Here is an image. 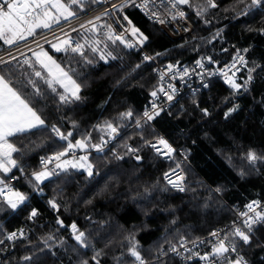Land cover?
Here are the masks:
<instances>
[{"label":"trees","instance_id":"16d2710c","mask_svg":"<svg viewBox=\"0 0 264 264\" xmlns=\"http://www.w3.org/2000/svg\"><path fill=\"white\" fill-rule=\"evenodd\" d=\"M81 2L82 8L72 5L74 16L50 28H38L12 45L0 40V55L100 4V0ZM214 3L212 8L207 0H190L183 5L185 18L164 23L149 20L136 7L126 9L133 24L148 37L145 48L162 63H192L210 56L223 65L246 49L248 62L240 73L241 85L248 79V69L255 68L252 80L238 91L224 78H213L197 94L183 96L171 110L160 111L150 121L142 117L156 88L154 63L120 41L112 43L105 32L88 27L74 33L85 45L86 59L46 46L81 85L80 100L62 102L63 87L46 83L51 77L31 54L0 64V73L45 121L43 127L9 137L19 149L13 153L17 167L11 174L18 177L14 191L28 200L13 210L0 197V264L140 263L131 255L133 246L145 264H182L178 256L167 255L171 247L182 239L230 226L239 207L251 198L264 197V160L253 164L247 159L250 151L264 156V7L250 8L245 14V4L251 0ZM198 11L203 14L197 15ZM95 41L111 56L101 59L90 51L97 46ZM36 71L42 77H36ZM30 81H35L39 94ZM235 97L239 109L229 114ZM129 111L131 117L122 115ZM108 123L123 135L102 152L88 151L91 176L70 166L55 177L35 181L32 173L44 169L43 160L68 150L69 141L87 142L92 136L102 142ZM53 126L65 134L71 132L68 141L57 137ZM159 136L176 148L175 160H163L149 145ZM129 142L142 154L141 162L135 160ZM178 163L187 176L183 190L174 189L165 179ZM0 178L8 179L2 171ZM53 200L58 211L49 203ZM33 209L38 215L30 218ZM73 223L85 233L89 247L75 240ZM17 229H23V237L5 239L7 232ZM250 235L248 244L233 235L229 238L252 264H264V224L255 225Z\"/></svg>","mask_w":264,"mask_h":264},{"label":"snow or ice","instance_id":"6c2138e0","mask_svg":"<svg viewBox=\"0 0 264 264\" xmlns=\"http://www.w3.org/2000/svg\"><path fill=\"white\" fill-rule=\"evenodd\" d=\"M154 0H140V3L137 5L136 0H124V3L117 6L113 5V8L119 7L121 10L129 3L133 6L140 7L150 18L156 19L159 23H164L165 21L159 17V15L151 11L149 8L150 3H153ZM171 3V7L175 9L177 5H187L190 0H168ZM243 2V0H241ZM209 7H216L214 0H207ZM73 4H78L81 8L84 7L81 0H69V3H64L63 0H0V40H3L5 44L12 45L18 40H24L26 36H31L35 33L37 28H50L53 23H59L61 19H67L75 15L73 11H71V7ZM253 7H264V0H251L250 4H245V14L248 9ZM107 15V11L104 13ZM202 12H197V15H202ZM186 13L183 11H176V15L172 16V19L175 20L177 17L185 18ZM100 17L97 16L96 20H99ZM128 23V28L125 30L130 32L132 37L136 38V42H128L122 34H115L111 25H105L108 29L107 31V39L112 43H116L120 41L125 44L128 48L136 47L137 44H144L148 37L144 35V33L137 28L131 20L128 19L127 16L123 18ZM89 24H93L92 21L88 22ZM84 27V25H81ZM95 25L93 24V29ZM93 29H89L90 31ZM101 42L95 41L97 46L91 47L90 51L93 53H99L101 59H106L111 56V52L105 53L98 46ZM73 42L71 39H64L59 42V44H52V48H54L57 52H71L75 54H79L82 57H85V45L76 43L75 46H72ZM107 47V44L104 45ZM245 51H247L245 49ZM37 61L41 64V66L47 70V74L51 79L47 80L46 83L49 86L54 84H59L63 87L65 94H60L59 99L68 103L72 100H80L81 97L79 95L81 85L76 82L69 75L67 71L59 63L56 62L47 52L41 51L34 53ZM14 59V58H13ZM86 59V57H85ZM145 60L152 59V57L145 56ZM211 59V58H208ZM236 60L240 63L246 64L247 62L244 60V57L237 53ZM25 63H29L28 60L24 61ZM91 63V61H87ZM6 63L4 60L0 59V64ZM201 67L203 66L200 61H197ZM235 62L229 66V71L235 68ZM173 68L172 65L168 66L169 71ZM237 71L239 69H236ZM225 77L226 82L230 85V87L234 90H239L242 87H245L251 80V73L255 71V68L248 69L249 76L248 79L244 82V85H241L235 81V79L229 77L228 72H224L220 70ZM184 74L187 75V69L184 70ZM211 75V73H209ZM235 76V72L232 73ZM36 77H42V73L40 71L35 72ZM33 89L37 94L40 93V89L36 87L35 81H30ZM171 88V85H169ZM55 91V88H53ZM160 92H164L163 88L159 89ZM175 92L174 89H172ZM157 92H152V96L155 97ZM167 95L168 100H172V95ZM153 109H156V105L153 104ZM233 111H236V108H232L229 110V114ZM158 111H154L153 114H149V112H144V117L147 120H152L154 115H158ZM124 117H131L132 112H126L122 114ZM139 123V121H137ZM45 125V121L41 118L38 112L29 104V102L24 99L19 91L14 88L10 80L5 77V75L0 74V171L4 173H9L15 167H17V161L13 159V153L19 152V149L12 143L9 142V137H13L17 134L28 132L32 129L40 128ZM106 127L109 129V134L115 133L117 129L112 126L111 123H108ZM51 131L55 133L57 137L61 140L68 141L69 137L72 135L71 132L65 134L61 132V130L55 126L51 128ZM107 142L102 141L100 144H93L91 147L95 148L98 152H102L104 146ZM159 143L163 145L164 148L167 149V152H161L160 148H156L157 152H160L162 155H170L173 152L172 147L168 144V142L164 139H160ZM86 147L85 140H78L75 144H72L70 141L68 143V149L75 148H84ZM152 147H156L152 145ZM67 149L64 152H58L55 156L48 158L47 160L42 161L44 165V169L42 171L32 173L35 181L43 182L51 176L57 175L55 169L58 168L61 171H66L68 166L73 168H83L86 169L88 175H92L93 165L88 162L87 156L80 157V160L76 163H73L71 160H64L63 162L56 163L55 168L51 171L48 170L47 165L52 163L53 161H61V157L65 156ZM139 159V157H137ZM247 159L251 163H255L257 160H264V156H258L254 151H250L247 154ZM22 171V170H21ZM166 175V179H168L169 184H171L174 188H178L183 190L182 184L177 182L176 180L171 179ZM178 180L182 181L183 176H178ZM0 185H4V182L0 180ZM38 187V185H37ZM5 189H7L5 191ZM0 197L3 198L4 202L13 210L17 209L19 206L23 205L28 197L19 191H14L11 186L4 185L0 187ZM51 207L54 210H59V205L53 200L49 202ZM248 211L241 213L242 216L245 217L243 223L247 227V232L242 231L240 228H236L232 235L239 237L244 243H248L250 241V233L253 229V226L256 224H264V209L257 211L260 206L259 201H253L247 206ZM252 213V215H249ZM38 215V212L33 209L30 213V218H34ZM60 225L63 226V221H58ZM71 231L74 234L75 240L79 243L80 246L87 248L89 245L85 242V233L79 231L77 225L75 223L71 224ZM20 236H23L24 233L21 231L19 233ZM214 237H217V233L213 232L211 234ZM17 238V233L12 232L7 236L8 240H14ZM217 244L213 245L212 251L209 254H205L200 256L201 260L208 262V264H212L210 257H224L226 253L229 252L230 248L232 252L236 251L235 246H226L224 240H220L218 237ZM0 243H3L0 240ZM176 251L175 248L172 249ZM131 255L136 258L140 262V264H145L142 259L139 251L136 250L135 246L132 247ZM199 256V253H197ZM25 260L31 259L30 257H25ZM95 260L96 258L93 257ZM83 264H87V261H84ZM96 264H99V261H96ZM230 264H246L242 258H238L235 261H230Z\"/></svg>","mask_w":264,"mask_h":264},{"label":"built area","instance_id":"2783aa9c","mask_svg":"<svg viewBox=\"0 0 264 264\" xmlns=\"http://www.w3.org/2000/svg\"><path fill=\"white\" fill-rule=\"evenodd\" d=\"M123 3L124 0H100V4L91 11L86 12L76 18H72L67 22L60 24L59 26L36 37L28 44H24L16 48L10 49L6 53L0 55V59L5 60L13 57H20L24 59L28 54L27 50L29 48L39 44H43V45L59 44V42L64 39H71L73 42L72 46H75V44L80 43V41L75 37L74 33L84 28H88V27L93 28V24L95 25L94 29H97L98 31L105 33H107L108 31L105 25H111L115 34L124 35L125 39L128 40V42H136V38L132 37L130 32L125 31L129 26L127 21H125L123 18L127 16L126 9L128 7L132 6L138 8L140 11L144 13V15L149 20L153 22H159V21L150 18L140 7L133 6L130 3L127 6H125L123 10H121L119 7L115 9L113 8V5L119 6ZM136 3L138 5L140 3V0H136ZM149 8L151 11L156 12L159 15V17L163 19L165 22H172L179 19L180 17H177L175 20L172 19V16L176 15L177 10L186 13V10L183 7V5H177V7L173 9L171 7V3H169L168 0H154L153 3H150ZM106 11L108 13L107 15L104 14ZM97 16L100 17L99 20H96ZM128 19L131 20L129 17ZM89 21H92L93 24H89L88 23ZM81 25H84V27H81ZM133 49L139 51L143 57L145 56L152 57V59H149V61L153 62L155 65L154 72L156 75L157 83L154 91L157 92V95L155 97L153 96L150 97L148 108L145 110L149 112L150 115L153 114L154 111L160 112L162 110H171L173 105H175L183 96L186 95L191 96L197 94L200 90L206 87L209 81L212 80L213 78L222 77L225 79L224 75L220 70H223L224 72H228L229 77L235 79V81L239 83L240 73L245 69L247 63L246 64L240 63L238 60H236L237 53L243 56L244 60L248 62V54L247 51L245 50L237 51L233 55L229 63L221 65L217 61L212 59L210 56L197 58L192 63H183L180 60L174 62L162 63L156 58L155 55L151 54L145 48L144 44L142 45L137 44V46L133 47ZM197 61H200L203 66L201 67L199 64H197ZM234 62L236 65L235 68L229 71V66H231ZM169 65L173 66L171 71H169L168 69ZM185 69H187V73H188L187 75L184 74ZM236 69L239 70L237 71ZM233 72H235V76L232 75ZM209 73H211V75H209ZM169 85H171V88H169ZM160 88H163L165 91L160 92L159 91ZM172 89H174L175 92H173ZM165 92H167L168 95H172L173 97L172 100H168L167 95H165ZM153 104L156 105L155 110L152 107ZM205 110L207 111V109ZM142 120H147L146 117H144V113ZM113 127H115L117 131L115 133L109 134V129H107V135L103 140L107 142L104 146V149L115 144L123 135V132L120 128H118L117 126H113ZM160 139L166 140L168 144L172 147L173 152L170 155H162L160 152L156 151V148H160L161 152H165V153L167 152V149L164 148L163 145L159 143ZM85 143L89 146L88 151H97L95 148L91 147V145L100 144L101 142L100 143L96 142L94 137L90 136L87 142ZM149 145L151 147L152 145L156 146L155 148L154 147L152 148L163 160L165 161L175 160V153L177 150L165 136H159L151 140ZM128 148L134 151V158L137 162H141L143 160L142 154L138 151V149L135 147V145L132 142L128 143ZM81 154H83V150L79 148L68 149L66 155L61 157V161L64 158H71V157L79 158ZM53 156L55 155H52L51 157ZM137 157H139V159H137ZM185 160H187V156L183 153L182 161ZM61 161L59 162L53 161L52 163L48 164L47 165L48 170L51 171L52 169H54L56 163H60ZM55 171L58 174L61 172V170L58 168H56ZM5 174L7 175L8 179L0 178V180L4 182V185H9L12 187L13 190H15L14 187L15 182L18 180L17 175L11 174V172ZM55 176L56 175L51 177H55ZM167 176L181 183L182 188L185 189L187 176L181 166V163H178L175 170L168 173ZM178 176H183V180L179 181ZM166 181L168 182V179H166ZM4 185H0V187H3ZM174 189L180 190L178 188H174ZM6 190L7 189H5V191ZM253 201L260 202L261 207H258L257 211L264 209V197L251 198L243 206L239 207V209L237 210L236 219L233 221V223L230 226L215 228L209 234L196 239H191V240L182 239L179 241L178 244H176L175 246L169 249L167 255L171 254L178 256L181 259L182 264H208V262L201 260L200 256L211 253L213 245L217 244L218 242L217 237L220 240H224L226 246H230V245L235 246L234 243L230 240L229 235H232V233L235 231L236 228H240L242 231L247 232V227L243 223L245 217L242 216L241 213L247 212L248 209L246 206L252 203ZM249 215H252V213H249ZM213 232L217 233V237L211 235ZM251 232L248 233L250 237H251L250 235ZM234 237H236L241 243H244L239 237L237 236ZM248 243H244V244H248ZM173 248H175L176 251H173L172 250ZM163 253H165V251L162 252V256ZM197 253H199V256L197 255ZM238 258H242L243 261L246 262V264H252L247 258H245V256L239 250H237V248L235 252H232L230 248L229 252L226 253L224 257H210V260L212 261V264H230V261H235ZM134 264H140V263H134Z\"/></svg>","mask_w":264,"mask_h":264},{"label":"rangeland","instance_id":"374dc122","mask_svg":"<svg viewBox=\"0 0 264 264\" xmlns=\"http://www.w3.org/2000/svg\"><path fill=\"white\" fill-rule=\"evenodd\" d=\"M63 2L64 3H66L64 0H63ZM72 11V10H71ZM70 18V17H69ZM68 19V18H67ZM63 20H65V19H61L60 21H63ZM59 21V22H60ZM38 29V28H37ZM27 37H29V36H26V38ZM33 51V53H37V52H41V51H44V52H47L50 56H52V54L50 53V51H49V49L46 47V46H36V47H34V49L32 50ZM33 58H36V56H35V54H33ZM52 58L54 59V57L52 56ZM37 59V58H36ZM55 60V59H54ZM57 62V61H56ZM58 63V62H57ZM62 67V66H61ZM66 71V70H65ZM70 75V74H69ZM71 76V75H70ZM73 78V77H72ZM74 79V78H73ZM75 80V79H74ZM77 82V81H76ZM78 83V82H77ZM79 84V83H78ZM81 90V89H80ZM239 102L237 101V98L235 97V99L233 100V102L231 103V107L229 108V110L230 109H232V108H236V110H238L239 109ZM228 110V111H229ZM88 148H89V146L86 144V147H84V148H79V149H81V150H83V154H81V156L80 157H82V156H87L88 157ZM80 157L79 158H75V157H71V158H64V159H62V161L61 162H63L64 160H71V161H73V163H76V162H78L79 160H80ZM88 162L91 164V162H90V160H89V158H88ZM68 167H70V166H68ZM78 169H81V170H84V171H86L87 172V170L86 169H83V168H78ZM43 169H41L40 171H42ZM92 172H93V168H92ZM88 173V172H87ZM21 231H23V229H17V230H15V231H10V232H7L6 233V236H5V239L7 238V236L10 234V233H12V232H16L17 233V238L16 239H18V238H21V237H23V236H20L19 235V233L21 232ZM23 233H24V231H23ZM15 239V240H16Z\"/></svg>","mask_w":264,"mask_h":264},{"label":"crops","instance_id":"0c3cea01","mask_svg":"<svg viewBox=\"0 0 264 264\" xmlns=\"http://www.w3.org/2000/svg\"><path fill=\"white\" fill-rule=\"evenodd\" d=\"M33 49H34V48H33ZM33 49H32V50H33ZM32 50H30L29 54H31V55L33 56L34 53H33ZM0 74H1V73H0Z\"/></svg>","mask_w":264,"mask_h":264},{"label":"bare ground","instance_id":"6f19581e","mask_svg":"<svg viewBox=\"0 0 264 264\" xmlns=\"http://www.w3.org/2000/svg\"><path fill=\"white\" fill-rule=\"evenodd\" d=\"M39 191V190H38Z\"/></svg>","mask_w":264,"mask_h":264}]
</instances>
